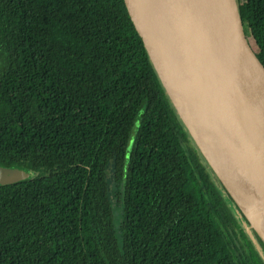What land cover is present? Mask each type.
<instances>
[{
  "label": "trees",
  "instance_id": "obj_1",
  "mask_svg": "<svg viewBox=\"0 0 264 264\" xmlns=\"http://www.w3.org/2000/svg\"><path fill=\"white\" fill-rule=\"evenodd\" d=\"M237 4L264 66V0ZM0 167L30 175L0 185V264H264L123 0H0Z\"/></svg>",
  "mask_w": 264,
  "mask_h": 264
},
{
  "label": "water",
  "instance_id": "obj_2",
  "mask_svg": "<svg viewBox=\"0 0 264 264\" xmlns=\"http://www.w3.org/2000/svg\"><path fill=\"white\" fill-rule=\"evenodd\" d=\"M123 1L182 123L264 242V80L248 56L264 66L237 0ZM29 177L0 167V185Z\"/></svg>",
  "mask_w": 264,
  "mask_h": 264
},
{
  "label": "rangeland",
  "instance_id": "obj_3",
  "mask_svg": "<svg viewBox=\"0 0 264 264\" xmlns=\"http://www.w3.org/2000/svg\"><path fill=\"white\" fill-rule=\"evenodd\" d=\"M137 128H134L132 139H134L136 134ZM132 143L130 144V146ZM107 180L110 186V201L112 204V210L114 214V225L116 229V235L119 240V242H122V224H123V217H124V191L122 185H117L114 181V169H113V163L111 162L108 167V176ZM250 229V227H249Z\"/></svg>",
  "mask_w": 264,
  "mask_h": 264
},
{
  "label": "bare ground",
  "instance_id": "obj_4",
  "mask_svg": "<svg viewBox=\"0 0 264 264\" xmlns=\"http://www.w3.org/2000/svg\"><path fill=\"white\" fill-rule=\"evenodd\" d=\"M229 2H230V4H231V3H232V0H229ZM248 61H249L250 65H251L252 69H253L258 75H260V77L264 80V72L262 71L261 67L258 66L250 56H248Z\"/></svg>",
  "mask_w": 264,
  "mask_h": 264
}]
</instances>
